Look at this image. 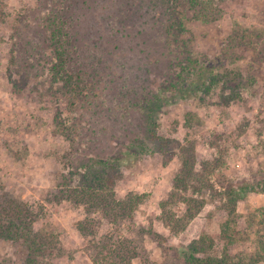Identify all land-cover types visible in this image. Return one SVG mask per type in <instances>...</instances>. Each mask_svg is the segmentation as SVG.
Wrapping results in <instances>:
<instances>
[{
	"label": "rangeland",
	"instance_id": "obj_1",
	"mask_svg": "<svg viewBox=\"0 0 264 264\" xmlns=\"http://www.w3.org/2000/svg\"><path fill=\"white\" fill-rule=\"evenodd\" d=\"M204 2L205 22L193 18L185 0H0V195L38 214L36 227L58 246L50 264H110L114 258L94 257L109 239L128 241L136 251L131 264H183L180 251L204 234L213 243L207 253L264 264V0ZM181 12L183 30L167 34ZM55 13L73 37L71 71L82 76L76 91L51 76L55 51L45 19ZM185 52L199 71L186 75L183 92L162 93L170 64ZM223 69L229 77L241 73L238 95L228 97L221 82L203 86L209 70ZM132 81L141 95L160 91L158 129L180 151L188 147L193 168L185 188L162 206L182 167L179 148L171 157L138 147L124 153L115 197L140 198L129 216L112 222L54 192L61 175L83 170L86 157L116 155L129 137L141 136ZM238 184L253 190L229 215L223 190ZM81 221L86 234L77 228ZM24 258L23 246L0 238V264Z\"/></svg>",
	"mask_w": 264,
	"mask_h": 264
},
{
	"label": "trees",
	"instance_id": "obj_2",
	"mask_svg": "<svg viewBox=\"0 0 264 264\" xmlns=\"http://www.w3.org/2000/svg\"><path fill=\"white\" fill-rule=\"evenodd\" d=\"M185 1L187 9L193 11V18L203 22L209 19V14L207 15L205 11L206 3L204 0ZM181 13L178 18L175 17L173 25H166L165 30L167 34L172 33L171 35L174 37L179 36V31L181 32L183 30L181 18L185 16L184 12ZM45 20L52 28L50 36L55 51V63H53L51 66L52 68H50L52 79H60L64 82L68 90L76 91L81 83L82 76L79 73L81 72L80 70L71 71L72 65L70 60L72 58L70 57L71 50L69 49L68 44L72 43L73 37L69 34L70 31L68 32L67 29H65V21L59 19L58 13L47 17ZM81 23L82 19H78L76 25H80ZM66 26L68 28V25ZM77 30L79 31V29ZM183 54H185V56H183ZM184 59L188 60L187 64L182 63ZM191 60L192 59L186 52L182 53L180 56H176V59L170 64V72L168 71L165 73L166 75L162 83V86H164L162 93L169 90L173 92L177 91L178 94L179 92H183L182 85L184 84L186 75L189 73H195L194 70H196V72L199 71V68L197 67L198 61ZM192 62L195 63L192 65ZM175 65L179 67L176 69L177 72L173 74L174 72L172 69L170 70V68ZM221 71V74H213V71L209 70L210 76L207 81L208 85H206L207 82L204 81L202 83L203 86L208 90L212 85L221 82L223 85L229 86L228 92L230 94L228 97L238 95L239 86L242 83L241 73L232 70L234 76L229 77L226 69ZM140 77H142V75H140ZM124 80L126 79L124 78ZM111 82H114V77L109 81H105V87L109 88ZM131 86L133 87V95L131 94L129 100L130 104L133 105L132 108L135 111L138 109V113L140 112L143 130L141 136L137 137V135H134L133 137H129L127 139V145H124L125 151L119 150L116 155L115 153L113 155L108 153L100 154V151H97L93 153L95 156L94 158L86 157L84 163H82L83 170L70 172L69 175H61V179L56 184L57 191L54 192V196H61L62 198H67L76 204L83 205L87 211H96L112 222L129 216L140 198V195H132L131 193H128L125 198L118 199L115 197L114 185L121 173L119 162H121L120 159L124 156V153L128 155V153H130L129 150L131 149H133L134 153V151H137L134 148L138 147L140 150L144 148V150L147 151H158L165 154L167 157H171L175 154V147L179 148V143L175 138H170L169 136L164 135L158 129L160 125L157 121L156 114L159 112L161 105L163 104V97L161 98L160 91L148 89L145 95H141L143 94L142 91H140L141 87L136 85V83H133V81ZM93 135L95 134L93 133ZM94 139L99 140L98 136ZM122 143L124 144V142ZM179 155L183 159L182 167L177 175L173 177V191H171L169 199L162 203V206L169 203L170 198L175 195L179 189L185 188L186 183L189 181V177L192 175L193 165L191 158L189 157L190 150L188 147H185L183 151H180ZM194 175L197 178V174L194 173ZM73 176H75V183L73 182ZM251 190H253V188L249 184H238L236 188L230 187L228 190H223V193L226 195V201L229 204H232V207L229 210V215L235 211L237 200L242 198L247 191L249 192ZM197 206L201 208L202 203ZM189 216L191 218L194 215L190 213ZM37 219L38 214L30 210L25 204H23V202L17 201L4 194L0 195V238L18 242L23 246L25 252L23 264H50V259L55 256V250L58 248L57 244L55 245L52 239H50L53 237L51 233H46L44 228L40 229L36 227L35 223ZM85 221L90 223L91 219H85ZM180 221L181 220L176 219L174 221L175 225L182 226ZM93 223L91 222V225L94 230L95 223ZM77 228L83 233L88 230L82 221L78 223ZM42 229H44V231ZM222 230L225 236L229 239V232L231 231L229 221H225ZM232 231L234 233L236 232L235 230ZM207 238L209 237L205 234L201 235L198 239L190 241L186 250L180 251V258L182 259L181 261L183 264H255V262L258 261L255 256H250L246 260L239 257L235 261H229L231 255H228L227 253H224L222 256L207 253L205 249H207V247L211 248L213 244L211 239L207 242ZM109 242L111 243H108L107 245L103 243L99 246V251L96 250L94 257H96L97 260L99 258V260H107L109 257L114 258L115 260L111 261L110 264H131V260L136 255V251L127 245L128 241L124 240L116 243L112 239H109ZM228 242L230 241L228 240ZM107 249L111 253H109ZM101 253L103 256H101ZM261 258H264V255H262ZM106 262H108V260Z\"/></svg>",
	"mask_w": 264,
	"mask_h": 264
}]
</instances>
